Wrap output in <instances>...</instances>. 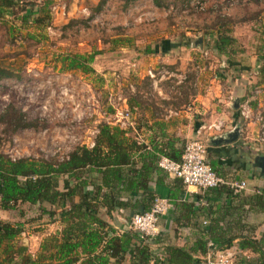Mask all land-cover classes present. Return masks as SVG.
Returning <instances> with one entry per match:
<instances>
[{
	"label": "rangeland",
	"instance_id": "374dc122",
	"mask_svg": "<svg viewBox=\"0 0 264 264\" xmlns=\"http://www.w3.org/2000/svg\"><path fill=\"white\" fill-rule=\"evenodd\" d=\"M191 1L13 0L0 8V68L13 75L0 79V113L10 104L36 125L11 131L0 123V153L59 159L77 145L91 147L98 124L117 121L125 108L131 121L148 115L150 107L157 116L189 106L191 112L209 74L226 70L225 59L213 49L215 33L226 31L233 39L231 52L243 54L253 37L264 36L260 19L249 22V0H199L200 10ZM165 40L172 44L161 43ZM75 53L93 56L91 72L65 68L64 56ZM241 66L249 64L244 60ZM217 132L205 123L198 138L206 141ZM40 212L36 205L17 203L0 209V220L22 223L17 241L27 235V243L49 217L60 220ZM240 254H234V264L248 258Z\"/></svg>",
	"mask_w": 264,
	"mask_h": 264
},
{
	"label": "trees",
	"instance_id": "16d2710c",
	"mask_svg": "<svg viewBox=\"0 0 264 264\" xmlns=\"http://www.w3.org/2000/svg\"><path fill=\"white\" fill-rule=\"evenodd\" d=\"M151 1L155 5L160 4V0ZM11 4L13 0H0V8ZM40 10L31 8L30 11ZM232 42L226 31L218 30L213 36V49L217 54L228 56L232 53ZM161 43L172 44L167 40ZM147 50L149 52V48ZM92 57L91 54L79 53L66 55L63 58L67 60L65 68L91 72L89 63ZM258 74L260 81H264V59L259 64ZM10 76H13L12 73L0 68V79ZM0 123L4 129L11 131L36 127L34 121L25 120L22 113L10 104L0 113ZM125 133L126 130L118 125L99 123L91 147L77 145L59 159L20 157L12 160L0 153V209L27 203L38 206L43 213L57 214L64 223L62 229L47 237L38 252L32 255L26 245L17 241L23 230L21 224L0 220V264H119L127 253L129 264H160L147 244L139 241L136 231L129 229L116 234L98 215L100 208L109 213L115 206L125 205V201L118 199L121 193L131 196L141 191L143 201L140 202L143 203L138 211L148 210L156 196L139 178V171L135 174L132 169V152L141 145ZM182 146L183 143L180 148L173 147V140L167 138L159 147H153L155 167L159 155L178 161ZM124 167L127 168L125 172ZM61 179L64 181L60 190L58 184ZM255 190L249 196V203L261 208L264 204V185ZM74 198L77 200L74 201ZM140 202L135 201L132 207L135 209ZM42 203L55 206L54 211H46ZM182 207L185 211L189 209V205L184 203ZM217 227L218 220L211 219L206 237L196 239L189 249L165 247L161 261L164 264H198L200 260L193 257L192 252L204 255L207 242H213L220 250L229 247L233 237L222 235ZM238 248H246L256 254L255 258L240 259L241 264H264V235L258 238L241 237Z\"/></svg>",
	"mask_w": 264,
	"mask_h": 264
},
{
	"label": "crops",
	"instance_id": "0c3cea01",
	"mask_svg": "<svg viewBox=\"0 0 264 264\" xmlns=\"http://www.w3.org/2000/svg\"><path fill=\"white\" fill-rule=\"evenodd\" d=\"M260 2L264 1L249 0V10L252 12L249 22L253 20L256 24L260 19L264 26V17L260 18L264 8L261 7ZM226 15L229 14L226 13ZM259 30L260 27L257 32ZM255 34L256 32L253 35ZM262 34L249 41V53L243 54L241 51H236L228 56L218 54L225 59L226 70L220 68L209 74L208 85L194 96L193 100L196 103H193L194 101L191 103L193 105L191 112L189 106L178 111L169 110L166 114L157 116L153 114L150 107L151 111L147 112L148 115L144 114L135 121H131L128 116L108 123L125 129L127 137L131 132L130 137L134 138L132 140L141 145L139 149L132 152L134 163L132 169L136 171L135 174L139 171L141 176L139 178L146 182L148 189L154 195L170 197L171 204L158 219L156 235L143 242L147 244L153 256L158 257L157 255L165 252L167 246L189 249L196 239L206 237L207 227L214 218L218 220L216 230L224 236L233 237L231 246L238 248L241 237L258 238L264 235V204L260 208L255 203H249V196L256 191L255 189H260L264 185V175L261 177L253 164L255 157L264 155V144L261 145L256 140L254 121L242 120L236 109L232 107L235 99L239 101L241 97L250 95L254 86H260L264 91V81H260L258 74L259 64L264 59ZM244 60L248 62L249 67L241 66ZM250 108L253 114L264 111V98L257 97L252 100ZM218 121L222 123L221 130L205 141L206 162L217 175L224 179L244 181V189L232 190L220 186L217 189L201 191L193 186L185 188L177 177L168 175L155 167L153 147H159L169 138L173 140V147L180 148L186 140L200 134L203 124L211 125ZM126 169L124 167V172ZM87 189L90 188L87 187ZM140 193L141 191L131 196L121 193L118 199L125 201V205L115 206L109 210V213H105L104 208L99 209V217L114 229V233L129 231V216L142 207L143 202L140 201L143 200ZM76 200L77 198H74V201ZM135 201L140 204L134 209L132 205ZM183 203L189 205L187 211L183 210ZM42 207L47 210L45 203H42ZM40 214L43 217L44 214L42 212ZM52 223L58 227L51 229L49 226ZM21 226L23 227L22 223ZM63 226L64 223L56 216L49 217L48 221L40 225L41 229L38 233L29 234L27 243L26 235V239L23 238L24 242L21 243L26 245L28 251L34 255L38 252L41 243L50 235L59 232ZM238 251L237 254H246L247 259L256 257L255 253L246 248H238ZM128 254L119 264H129ZM192 256L200 260L198 264H204L203 254L194 251ZM242 258L245 259V257Z\"/></svg>",
	"mask_w": 264,
	"mask_h": 264
},
{
	"label": "built area",
	"instance_id": "2783aa9c",
	"mask_svg": "<svg viewBox=\"0 0 264 264\" xmlns=\"http://www.w3.org/2000/svg\"><path fill=\"white\" fill-rule=\"evenodd\" d=\"M233 1V0H230ZM196 9H202L204 3L199 0H192L191 3ZM63 8V5H61ZM85 10L84 8H82ZM257 97L264 98V91L260 86H254L250 95L240 98L236 111L238 116L245 121L253 120L256 124V140L259 144H264V111L253 114L250 108V102ZM129 116L125 109L120 118L125 119ZM210 127L220 131L221 122L211 124ZM198 133V131H197ZM92 142L90 146H92ZM206 146L205 140L197 137L188 139L183 143L180 158L174 161L167 156L159 155L156 160V166L168 175L177 177L183 187L193 186L201 191L217 189L225 186L232 190H241L245 188L244 181L227 180L217 175L208 165L205 159ZM15 159V158H10ZM169 207V200L163 196H155L152 199L150 207L146 211L132 212L128 220V228L138 233V239L144 242L157 233V224L159 217L166 212ZM237 246L230 245L224 249H218L213 242H207V250L204 254V264H234V254L238 253ZM160 264L164 252L157 255Z\"/></svg>",
	"mask_w": 264,
	"mask_h": 264
},
{
	"label": "water",
	"instance_id": "95a60500",
	"mask_svg": "<svg viewBox=\"0 0 264 264\" xmlns=\"http://www.w3.org/2000/svg\"><path fill=\"white\" fill-rule=\"evenodd\" d=\"M199 39H197L196 41H198ZM195 41V42H196ZM237 104H238V100L235 99L232 103V107L234 109L237 108ZM253 164L256 166L258 172H259V175L261 177H263L264 175V155H260V156H257L253 159Z\"/></svg>",
	"mask_w": 264,
	"mask_h": 264
}]
</instances>
